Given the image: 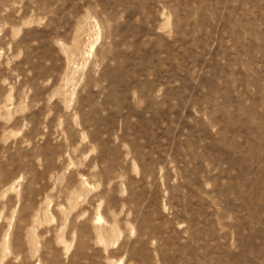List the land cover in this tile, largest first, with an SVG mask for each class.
Masks as SVG:
<instances>
[{"label":"rangeland","instance_id":"374dc122","mask_svg":"<svg viewBox=\"0 0 264 264\" xmlns=\"http://www.w3.org/2000/svg\"><path fill=\"white\" fill-rule=\"evenodd\" d=\"M0 264H264V0H0Z\"/></svg>","mask_w":264,"mask_h":264}]
</instances>
